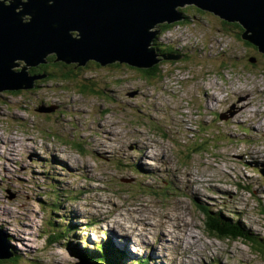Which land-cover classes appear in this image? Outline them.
I'll use <instances>...</instances> for the list:
<instances>
[{"label":"rangeland","instance_id":"rangeland-1","mask_svg":"<svg viewBox=\"0 0 264 264\" xmlns=\"http://www.w3.org/2000/svg\"><path fill=\"white\" fill-rule=\"evenodd\" d=\"M180 13L186 24H160L158 37L161 47L192 56L171 62L166 53L163 79L90 63L65 71L68 80L48 68L59 75L0 94V225L22 256L18 264H95L72 250L78 244L91 252L100 229L122 246L127 241L124 264L130 255L150 264H264L242 240L209 241L192 198L240 215L264 236V56L247 46L236 24L189 5ZM81 75L103 92L80 93L74 82ZM99 213L107 219L96 226ZM68 222L78 224L79 239L50 242Z\"/></svg>","mask_w":264,"mask_h":264},{"label":"water","instance_id":"water-1","mask_svg":"<svg viewBox=\"0 0 264 264\" xmlns=\"http://www.w3.org/2000/svg\"><path fill=\"white\" fill-rule=\"evenodd\" d=\"M187 5L240 23L242 38L264 54V0H0V94L33 89L41 77L30 69L50 56L80 67L154 68L157 27L181 21ZM12 257L0 227V261Z\"/></svg>","mask_w":264,"mask_h":264},{"label":"trees","instance_id":"trees-1","mask_svg":"<svg viewBox=\"0 0 264 264\" xmlns=\"http://www.w3.org/2000/svg\"><path fill=\"white\" fill-rule=\"evenodd\" d=\"M238 28H240L239 25H238ZM239 31H240V29H239ZM246 44L248 47H252L248 43H246ZM158 50H160L161 52L166 51V50H162V49H158ZM54 67L59 68V70H56L57 72H59V71L64 72V74H62V77L64 78V80H68L70 77V74L66 73L65 71L80 69L76 65H66L64 63L58 62L54 56H51L48 58L47 63L41 64L38 67L30 69V73H31V75H39V76L45 75L48 78L55 77V76L59 75V73L56 74L52 71H48V68L51 69ZM129 68H131V67H129ZM158 69H159V66H156V67L148 69V70H140V72L144 75L145 78L149 79L151 77L157 76ZM51 70H53V69H51ZM85 79H86V77L84 75H81L80 78H77L78 81L74 82L77 85H81V86H79L81 88L80 93H83V94L87 93V94H95L96 95L97 92L98 93L103 92V91H96L93 88H91V86H93V84L91 86H88L85 83ZM14 93H17V92H14ZM197 145H198V141L196 140L194 147H196ZM200 210H202V207H200ZM203 214L205 216V220H204L205 229L212 236H214L215 238H218L220 240H228V241L242 240L244 243L250 245L255 251H258L259 253H261L264 256V240H263V242H258L257 236H255L253 234H250V236H252L253 238H256V239L255 240L250 239L249 238L250 236L248 237L245 235V233L242 232L243 229L240 227V225L238 223L231 221L229 218L223 217L222 211H219L218 213H211V211L208 208L203 207ZM56 234L57 233H53V235H51V238L49 239V240H51L50 242H55V240L59 239V237H58L59 235L57 234L58 235L57 236ZM63 236L64 235L62 234L60 237V240L63 238ZM105 249H106L105 246H99V251L94 253V255H93V256H95L96 260L103 261V262H105V264H121L120 260L115 259L114 253H112L111 251L108 253L102 251ZM14 252H15V255L13 258L8 259V260H4V261H0V264H18V261L22 258V256L20 257L18 250L14 249ZM101 252H103V253H101ZM73 253H74V255L78 256V258L87 257L86 253H82L76 249L73 250ZM97 253H99V254H97Z\"/></svg>","mask_w":264,"mask_h":264},{"label":"bare ground","instance_id":"bare-ground-1","mask_svg":"<svg viewBox=\"0 0 264 264\" xmlns=\"http://www.w3.org/2000/svg\"><path fill=\"white\" fill-rule=\"evenodd\" d=\"M140 166H142L143 167V164H139ZM145 172V171H144ZM42 179H44V178H42ZM192 195H194V194H192ZM181 213V212H180ZM214 213H218V210L216 211V212H214ZM99 215V217L100 218H102L103 217V215L101 214V213H99L98 214ZM103 220L102 221H104V220H106L107 218L106 217H104V218H102ZM4 220V219H3ZM179 220V218L177 219V220H175V221H178ZM102 221H101V223H102ZM246 225H247V223L248 222H244ZM76 223H72L71 224V228L73 229V230H76V229H78V224H76ZM153 224V223H152ZM179 224V223H178ZM165 226V227H164ZM177 226V225H176ZM175 226V227H176ZM186 225L185 224H182V229H177V230H180V232H182V233H184V231L186 230V227H185ZM8 227V226H7ZM158 227H164V231L162 232V233H164L165 234V230H166V225H165V223L164 222H160L159 223V225H158ZM187 227H188V225H187ZM136 230V232H134V230H127L126 228L124 229V233H142V231H140L138 228H136L135 229ZM77 232H80V230H77ZM175 232H176V229H175ZM169 236V235H168ZM163 237H164V239L166 238V236L165 235H163ZM185 239H187V237L185 238ZM185 239H182V241L183 240H185ZM162 240V239H161ZM189 240V239H188ZM125 241V240H124ZM159 241V240H158ZM195 241V240H194ZM192 242V244L190 243V246L192 247L193 246V244L195 243V242ZM154 242V241H153ZM126 243H127V241L126 242H122V244H125L124 246H122L121 244H120V247L122 248V249H124L125 248V246H126ZM158 244V243H157ZM177 244H179L180 246H182V242L181 241H178V243ZM129 245V244H128ZM183 247V246H182ZM206 249H211V247H209L208 248V246H207V248ZM229 249V248H228ZM227 249V250H228ZM154 250V249H153ZM157 250V249H156ZM167 250V249H166ZM224 251V250H223ZM154 252V251H153ZM133 253V252H132ZM164 254V253H163ZM162 254V255H163ZM214 255H216L217 256V253L216 252H214L213 253V256ZM126 257V256H125ZM138 257V256H137ZM141 257V256H140ZM178 258H179V256H178ZM127 260H128V263H130V264H132L133 262H134V260H132V255H130L128 258H127ZM195 260H197V259H195ZM179 261V260H178ZM199 260H197V261H193L192 262V264H203V260H200L199 262H198ZM83 263V262H82Z\"/></svg>","mask_w":264,"mask_h":264},{"label":"clouds","instance_id":"clouds-1","mask_svg":"<svg viewBox=\"0 0 264 264\" xmlns=\"http://www.w3.org/2000/svg\"><path fill=\"white\" fill-rule=\"evenodd\" d=\"M52 3V0H49V4H51Z\"/></svg>","mask_w":264,"mask_h":264}]
</instances>
